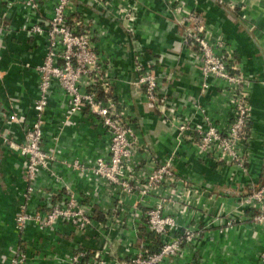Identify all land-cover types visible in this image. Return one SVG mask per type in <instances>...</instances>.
I'll use <instances>...</instances> for the list:
<instances>
[{
	"label": "crops",
	"instance_id": "1",
	"mask_svg": "<svg viewBox=\"0 0 264 264\" xmlns=\"http://www.w3.org/2000/svg\"><path fill=\"white\" fill-rule=\"evenodd\" d=\"M7 1H12L10 10L5 8ZM20 1L0 0V14L6 13V22L14 31L11 34L0 32L2 134L8 129L20 134L17 125L7 124V116L13 108H17L27 122L32 121L31 107L37 93L34 68L44 58L46 35L28 36L24 28L39 19H48L54 0L42 2L37 13L26 11ZM228 1L235 4L230 12L214 0H183L185 12L200 13L212 41L222 38L231 49L240 73L251 78L247 87L251 103L248 124L251 136L240 146L241 157L246 161V174H240L235 165L215 163L206 155H198L189 144H178L175 130L165 122L163 111L166 110L151 111L143 104V92L133 84L134 57L124 30L126 25L115 15V6L124 2H135L137 6L136 39L143 46L145 61L153 62L160 90L164 91L167 104L174 113L185 117L193 110L196 112L189 102L196 99L221 131L231 122L232 107L226 87L222 90L216 82L209 81V90L200 92L202 77L198 52L184 41L180 15L171 11L164 0H110L104 7L93 0H75L68 16V20H84L87 29L92 27L96 48L114 79L113 92L133 113L131 124L141 146L138 155L142 170L139 173L146 171V164L151 159L160 163L171 160L177 176L196 187L190 192L188 211L178 221L183 227L201 230L202 238L194 249L183 247L180 256L165 264H258V256L264 249V225L252 223L257 209L240 205L243 196L264 185V0L225 2ZM66 110L67 96L54 84L43 114V145L56 155L54 169L63 182L79 201L91 207L95 229L79 234L70 225H58L55 230L41 234L29 228L23 236V249L28 255L26 264H68L66 258L69 255L84 249L105 251L109 260L129 261L145 237L154 245L151 249H156L157 239L145 235L144 223L140 220L137 221L140 232L136 237L125 229L117 232L100 227L105 226V214L112 206L116 207V212L121 208L124 212L131 211L132 207L142 212L155 202L157 196L140 199L134 195L126 204L120 205L113 199L110 203L104 201L99 195L103 193L101 189L94 187L91 196L86 197L87 180L79 179L66 164L73 160L94 161L108 145L109 135L99 120L86 111L72 116L62 126ZM22 189V159L0 140V264L9 249H15L19 244L14 218ZM62 194L61 186L47 172H40L30 205L44 212L48 200L60 198ZM229 218L235 219L233 227L219 234V226ZM129 243L133 245L128 246Z\"/></svg>",
	"mask_w": 264,
	"mask_h": 264
},
{
	"label": "built area",
	"instance_id": "2",
	"mask_svg": "<svg viewBox=\"0 0 264 264\" xmlns=\"http://www.w3.org/2000/svg\"><path fill=\"white\" fill-rule=\"evenodd\" d=\"M50 0H21L26 11L37 13L42 2ZM75 0H54L51 16L24 28L28 36L45 34V54L42 62L34 70L37 75V93L32 103V121L27 122L24 115L13 108L7 116V124L17 125L20 134L7 130L0 132V140L7 148L22 159L23 189L21 201L14 218V228L19 235V244L9 249L1 264H26L28 255L23 249L24 234L29 228L38 233L55 230L58 225H70L79 234L92 229V209L76 197L72 189L63 182L54 169L56 155L43 145V114L49 101V91L57 84L67 96V110L62 126L72 116L88 112L95 117L109 135V143L94 161L83 163L79 160L67 162L66 166L84 179L87 186L85 196H91L94 187L102 191L99 194L104 201L126 204L134 195L144 199L149 195L157 196L155 202L140 212L137 207L131 211L116 212L112 206L105 214L106 224L102 229L122 232L130 231L134 237L140 232L137 221L144 223L145 235L154 234L160 240L156 249L145 237L129 261L109 260L105 251L84 249L69 255L68 264H165L180 256L183 247L194 249L201 240V230L183 227L178 219L188 211L190 192L196 187L185 179L179 178L171 160L147 162L146 171L140 172L142 163L138 150L141 149L139 137L132 127L133 113L125 101L116 98L113 92V76L95 44L92 27L85 28L84 20H68ZM110 0H93L100 6H106ZM171 11L180 15L179 24L183 29V39L198 52L201 93L210 88L209 81L216 82L220 89L226 87L229 92V104L232 107L231 122L221 131L206 110L197 100L190 101L196 112L185 117L178 116L168 106L164 91L158 85V76L152 68V61H145L142 44L136 39L135 23L137 6L133 3H120L115 7V15L125 22V32L134 57V85L143 92V104L149 109H165V122L176 132L178 144L191 145L198 155H206L213 162H222L227 166L235 165L240 174H246V161L241 157L240 146L249 141L251 133L248 124L251 120V103L248 100L247 87L250 77L242 75L235 64L231 49L220 37L212 41V35L205 25L203 16L196 11L185 12L183 0H164ZM225 6L230 12L235 7L231 1L214 0ZM13 6L12 1L5 4L6 10ZM242 19L245 16L241 17ZM6 13L0 14V32L11 34L14 31L6 22ZM17 33L19 31L17 30ZM218 50V52H216ZM102 92L103 96L99 95ZM168 112V113H167ZM58 185L64 194L60 198L48 200L47 210L40 211L30 205L34 186L40 172ZM198 189V188H197ZM97 190V191H98ZM99 191V192H100ZM114 197V198H113ZM240 205L257 209L252 217L256 226L264 225V185L240 199ZM235 219L229 218L222 223L219 234L230 230ZM92 230V231H93ZM130 244L128 246H132ZM201 262V260H199ZM258 264H264V249L258 256Z\"/></svg>",
	"mask_w": 264,
	"mask_h": 264
},
{
	"label": "trees",
	"instance_id": "3",
	"mask_svg": "<svg viewBox=\"0 0 264 264\" xmlns=\"http://www.w3.org/2000/svg\"><path fill=\"white\" fill-rule=\"evenodd\" d=\"M99 95H100V96H103L102 92H99ZM149 237H155V239H157L156 241H157V243H158V247H159V245H160V240L158 239V237L155 236L154 234H151V236H149ZM151 241H152V240H151Z\"/></svg>",
	"mask_w": 264,
	"mask_h": 264
},
{
	"label": "rangeland",
	"instance_id": "4",
	"mask_svg": "<svg viewBox=\"0 0 264 264\" xmlns=\"http://www.w3.org/2000/svg\"><path fill=\"white\" fill-rule=\"evenodd\" d=\"M233 182V180H231Z\"/></svg>",
	"mask_w": 264,
	"mask_h": 264
}]
</instances>
